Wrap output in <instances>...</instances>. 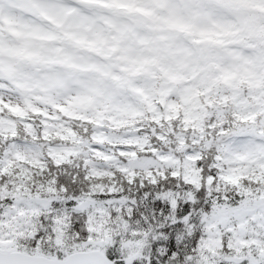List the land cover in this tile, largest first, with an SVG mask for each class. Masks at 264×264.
<instances>
[{"label": "snow or ice", "instance_id": "obj_1", "mask_svg": "<svg viewBox=\"0 0 264 264\" xmlns=\"http://www.w3.org/2000/svg\"><path fill=\"white\" fill-rule=\"evenodd\" d=\"M0 264H264V0H0Z\"/></svg>", "mask_w": 264, "mask_h": 264}]
</instances>
